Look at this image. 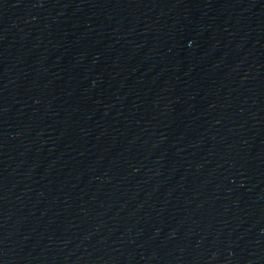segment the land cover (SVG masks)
Here are the masks:
<instances>
[{
	"label": "water",
	"instance_id": "1",
	"mask_svg": "<svg viewBox=\"0 0 264 264\" xmlns=\"http://www.w3.org/2000/svg\"><path fill=\"white\" fill-rule=\"evenodd\" d=\"M45 264H264V0H134Z\"/></svg>",
	"mask_w": 264,
	"mask_h": 264
}]
</instances>
